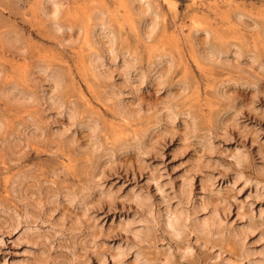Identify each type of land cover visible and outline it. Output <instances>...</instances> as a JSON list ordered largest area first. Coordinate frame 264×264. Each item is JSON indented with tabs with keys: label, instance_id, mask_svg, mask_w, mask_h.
Here are the masks:
<instances>
[{
	"label": "rangeland",
	"instance_id": "374dc122",
	"mask_svg": "<svg viewBox=\"0 0 264 264\" xmlns=\"http://www.w3.org/2000/svg\"><path fill=\"white\" fill-rule=\"evenodd\" d=\"M261 262L264 0H0V264Z\"/></svg>",
	"mask_w": 264,
	"mask_h": 264
},
{
	"label": "bare ground",
	"instance_id": "6f19581e",
	"mask_svg": "<svg viewBox=\"0 0 264 264\" xmlns=\"http://www.w3.org/2000/svg\"><path fill=\"white\" fill-rule=\"evenodd\" d=\"M183 187V189H184V186H182ZM181 189V188H180ZM182 190V189H181ZM185 191H187V188H186V190ZM179 192H181L180 194H182V191H179ZM189 192V191H188ZM187 193V192H186ZM184 196H185V194H183ZM141 203V202H140ZM212 211H213V209H212ZM212 213V212H211ZM214 214V213H213ZM182 215H183V212L181 213V212H177V213H174V214H171V215H167L166 216V219H165V221H166V225L167 226H169L170 228H172V229H175V230H179L180 228H181V222H184V220L187 218H185L184 220H182L183 218H182ZM217 214H214L213 215V217H212V215H211V220L209 219V220H206V219H203V220H199V222H198V225H199V227L201 228V229H204L205 227H207V225L208 224H210V223H215V222H217V220L219 219H217V217L218 216H216ZM151 217V216H150ZM208 217H210V216H208ZM222 219V218H221ZM185 221H187V220H185ZM219 221H220V219H219ZM197 222V221H196ZM195 222V223H196ZM186 224V222L184 223V225ZM218 224V223H217ZM220 224V223H219ZM196 225V224H195ZM218 227V226H217ZM174 230V231H175ZM215 231V230H214ZM242 233V232H241ZM243 234V233H242ZM257 262H258V260H257ZM260 262V261H259ZM256 264H264V262H261V263H256Z\"/></svg>",
	"mask_w": 264,
	"mask_h": 264
}]
</instances>
